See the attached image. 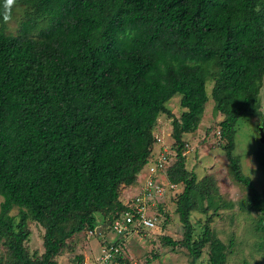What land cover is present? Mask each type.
I'll return each instance as SVG.
<instances>
[{"label": "trees", "instance_id": "obj_1", "mask_svg": "<svg viewBox=\"0 0 264 264\" xmlns=\"http://www.w3.org/2000/svg\"><path fill=\"white\" fill-rule=\"evenodd\" d=\"M19 7L18 34L0 30V249L9 264H60L66 241L94 231L99 213L113 223L126 208L121 189L137 184L159 115L173 116L167 102L179 94L185 110L173 120L177 160L167 177L185 184L183 244L197 260L213 240L209 226L193 238L190 213L207 212L206 190L182 150L211 98L225 116L233 175L251 188L264 232V193L233 153L241 119L261 115L264 0H0V21ZM30 219L45 228L42 257L25 246ZM227 250L217 241L210 264H226Z\"/></svg>", "mask_w": 264, "mask_h": 264}, {"label": "rangeland", "instance_id": "obj_2", "mask_svg": "<svg viewBox=\"0 0 264 264\" xmlns=\"http://www.w3.org/2000/svg\"><path fill=\"white\" fill-rule=\"evenodd\" d=\"M24 18L22 7L16 8L4 23L0 21V30L18 34ZM213 83L208 84L211 95ZM211 98V96H210ZM261 115H246L238 124L233 151L241 164L242 173L252 180L260 193H264V162L260 151L264 148L260 129H264V84L261 88ZM173 116L161 113L153 128L154 143L149 162L139 173L137 188L130 189L122 203L137 200L141 196L148 201V215L156 216L155 226L142 229L137 223L114 226V222L105 224V232L98 226L91 233L81 232L66 241L62 252L57 256L60 264H101L98 253L102 254L103 241L122 250L123 262L117 264H210V253L217 241L228 246L226 264H264V232L258 231L256 225L262 217L260 211L253 208V192L246 184L235 179L226 151L223 149L225 139L221 132V121L225 116L215 110V101L211 98L205 108L198 129L184 133L183 154L186 157V168L196 173L198 189L206 190L201 208L191 211L190 220L194 228L193 238H197L209 226L212 231V242L202 249V255L194 260L189 249L183 244L185 227L177 212L178 199L183 193L185 184L174 183L167 177V169L177 160V143L173 137V120L180 118L185 110L181 106V95L174 96L167 102ZM156 143L158 146L156 147ZM166 156V157H165ZM160 162V163H159ZM163 164L158 166V164ZM150 181L155 184L150 194L143 192ZM196 190L193 197L199 196ZM3 197L0 195V202ZM18 208L12 213L17 214ZM31 234L25 246L33 257H42L45 248L43 236L45 228L38 222L29 220ZM88 236H92L89 238ZM171 237L179 241L178 245H168L163 239ZM92 239L90 245L89 240ZM119 241L115 243V241ZM232 243V244H231ZM93 244V247H92ZM89 245V246H88ZM92 258L85 257L91 250ZM100 254V255H101ZM2 264L10 263L6 247H1Z\"/></svg>", "mask_w": 264, "mask_h": 264}, {"label": "built area", "instance_id": "obj_3", "mask_svg": "<svg viewBox=\"0 0 264 264\" xmlns=\"http://www.w3.org/2000/svg\"><path fill=\"white\" fill-rule=\"evenodd\" d=\"M166 157V156H165ZM160 163V162H159ZM163 164H158V166H162ZM155 184L153 181H150L148 185H145L143 192L145 194H150L154 191ZM148 201H146L143 197H137V200L129 201L127 204V209L124 211L120 218H117L114 222V226L122 227L124 225L137 223L138 226L145 228H152L155 226L156 216L148 215ZM92 234V230L89 232ZM104 247L102 250V254L100 255L99 260L97 262H101V264H117L116 262L119 259L117 254L121 253L122 250L118 247L112 245L111 241H103ZM117 260V261H116ZM98 264V263H97Z\"/></svg>", "mask_w": 264, "mask_h": 264}, {"label": "crops", "instance_id": "obj_4", "mask_svg": "<svg viewBox=\"0 0 264 264\" xmlns=\"http://www.w3.org/2000/svg\"><path fill=\"white\" fill-rule=\"evenodd\" d=\"M158 146V143H156V147ZM133 186L135 185H131V186H126V187H123L121 189V196H120V199L121 201L123 202L124 200H126V197L125 195H130L131 194V191H129L130 189H134ZM137 188V186H135ZM107 216L105 217L102 213H99L98 214V231L101 229V231L103 230L105 232L106 228H105V224H108L107 223ZM89 238H91L92 236H88ZM92 239L89 240V243L91 245L92 243ZM89 246V245H88ZM92 247H93V244H92ZM91 250L89 251H86L85 252V257L87 258V260L89 258H92L94 256V253L92 251V248L90 247Z\"/></svg>", "mask_w": 264, "mask_h": 264}, {"label": "water", "instance_id": "obj_5", "mask_svg": "<svg viewBox=\"0 0 264 264\" xmlns=\"http://www.w3.org/2000/svg\"><path fill=\"white\" fill-rule=\"evenodd\" d=\"M260 132H261V140L264 141V129H263V127H261Z\"/></svg>", "mask_w": 264, "mask_h": 264}, {"label": "clouds", "instance_id": "obj_6", "mask_svg": "<svg viewBox=\"0 0 264 264\" xmlns=\"http://www.w3.org/2000/svg\"><path fill=\"white\" fill-rule=\"evenodd\" d=\"M123 204L125 205L126 208L121 212V214H120L117 218H120V217L122 216V214L124 213V211H126V209H127V204H126V203H123ZM117 218H116V219H117ZM116 219H115V220H116ZM115 220H114V221H115ZM148 229H150V228H148Z\"/></svg>", "mask_w": 264, "mask_h": 264}, {"label": "snow or ice", "instance_id": "obj_7", "mask_svg": "<svg viewBox=\"0 0 264 264\" xmlns=\"http://www.w3.org/2000/svg\"><path fill=\"white\" fill-rule=\"evenodd\" d=\"M9 2H10V0H9Z\"/></svg>", "mask_w": 264, "mask_h": 264}]
</instances>
